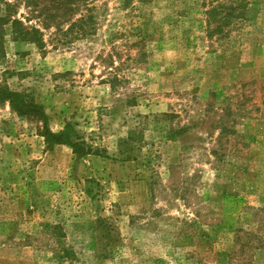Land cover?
<instances>
[{
    "label": "rangeland",
    "instance_id": "1",
    "mask_svg": "<svg viewBox=\"0 0 264 264\" xmlns=\"http://www.w3.org/2000/svg\"><path fill=\"white\" fill-rule=\"evenodd\" d=\"M93 2L65 42L61 1L0 0V79L107 152L47 148L0 103V264H264V0L211 34L216 0Z\"/></svg>",
    "mask_w": 264,
    "mask_h": 264
},
{
    "label": "trees",
    "instance_id": "2",
    "mask_svg": "<svg viewBox=\"0 0 264 264\" xmlns=\"http://www.w3.org/2000/svg\"><path fill=\"white\" fill-rule=\"evenodd\" d=\"M61 4L58 6L61 9L62 14L65 15L67 26L62 28L56 26V32L64 35V41L70 42L72 35H90L96 31L97 22V5L93 0H59ZM134 0H120L121 6L128 7L133 4ZM138 2H147L148 0H137ZM217 4L212 5L208 10H205L208 20L210 22H216L217 24L211 33H222L223 26L225 24L233 25V28L238 27L243 21L250 20L251 8L248 2L245 0H227L228 3L220 0ZM79 17L71 20L69 16H66L68 11L80 10ZM13 24H21L19 20H13ZM43 28H49L48 23L43 21ZM19 35L24 39H27L35 43L38 47L45 46L43 39V33L35 26L30 29H22L19 31ZM4 70L2 72H6ZM117 76L111 77L109 83L111 87H115ZM0 103H8L11 111L16 113L20 117H24L36 123V130L47 148H50L57 144L67 145L71 152L79 157L86 155L106 156V149L94 145L91 139H87L83 133L79 132L76 125L72 121H66L62 130L54 131L50 128L48 123V116L44 107L40 104L35 97L24 91L13 90L7 83L0 79ZM103 232L108 235L109 226L103 219L100 221ZM105 235V237H106Z\"/></svg>",
    "mask_w": 264,
    "mask_h": 264
}]
</instances>
